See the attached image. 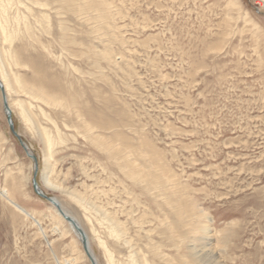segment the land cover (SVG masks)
Instances as JSON below:
<instances>
[{"label":"rangeland","instance_id":"obj_1","mask_svg":"<svg viewBox=\"0 0 264 264\" xmlns=\"http://www.w3.org/2000/svg\"><path fill=\"white\" fill-rule=\"evenodd\" d=\"M1 24L14 129L98 264H264V0H0ZM34 166L0 91V264H91Z\"/></svg>","mask_w":264,"mask_h":264},{"label":"bare ground","instance_id":"obj_2","mask_svg":"<svg viewBox=\"0 0 264 264\" xmlns=\"http://www.w3.org/2000/svg\"><path fill=\"white\" fill-rule=\"evenodd\" d=\"M19 3L20 4H22L20 1H19ZM37 4H39V3H37ZM43 5V4H42ZM38 7V6H37ZM45 7H48V6H45ZM5 12L7 11V10H4ZM43 16V15H42ZM44 17H46V16H44ZM39 19V18H38ZM25 27V26H24ZM25 30V29H24ZM31 29L29 28V25L28 26H26V32L25 33H27V35H30L32 32L30 31ZM17 39H19V36L15 33V34H10L9 32H8V30H7V25H5V24H1L0 25V41H2L4 44H7L8 45V49L7 50H4V53L5 54H7V58H8V60H9V66H12V65H16V66H18V65H20V62H19V60H18V57H17V53L16 52H13L12 51V47H13V44L17 41ZM3 52V51H2ZM1 55V54H0ZM3 59V58H2ZM0 62H2V61H0ZM4 64H6V62L4 63ZM0 65H1V63H0ZM5 66V65H4ZM3 66V67H4ZM6 69H7V67H6ZM0 83H1V85H2V87H3V89H4V91H5V93H6V96H7V101H8V92L10 91V89H11V84H10V81L7 79V75L1 70V68H0ZM9 74V73H8ZM21 78V77H20ZM11 80V79H10ZM15 80L17 81L16 83H18L19 84V87H20V89L23 91V92H26V93H28V94H30V95H32L33 96V98H35V99H37V100H39V101H42V102H44L45 104H47V105H56L57 103V101L55 102V100L52 98V97H50L49 95H47L45 92H40V91H36L33 87H27V86H24V85H22V83H21V81L19 80V78L18 77H16L15 78ZM13 84V83H12ZM17 85H15V87H16ZM24 86V87H23ZM15 87H13V88H15ZM35 90V91H34ZM29 91H31V92H29ZM56 99V98H55ZM58 103H59V101H58ZM8 104H9V101H8ZM61 104V103H60ZM63 104V103H62ZM61 104V105H62ZM58 105V104H57ZM9 108H10V111H11V113H12V108H11V106H10V104H9ZM6 112V111H5ZM6 116H7V114H6ZM30 153H31V151H30ZM32 154V153H31ZM41 190V189H40ZM3 196L4 197H6V198H8L7 197V193H6V191H3ZM59 203V202H58ZM18 207V206H17ZM55 208V207H54ZM63 208V207H62ZM18 209H20L19 207H18ZM56 209V208H55ZM21 210V209H20ZM63 210H64V212L66 213V214H68L69 216L71 215L70 214V212H68L65 208H63ZM56 212L58 213V211H57V209H56ZM59 214V213H58ZM28 215V214H27ZM129 216V215H128ZM62 218V217H61ZM73 218V217H72ZM76 220V219H75ZM65 221V220H64ZM110 221H113V220H110ZM76 222L78 223V225L81 227V225L79 224V222L76 220ZM110 223V222H109ZM112 224H111V232H112V234H113V236H115V237H120V227H119V223H115V222H111ZM82 228V227H81ZM85 232V231H84ZM209 233V232H208ZM85 234H86V232H85ZM86 236H87V238H88V235L86 234ZM127 241V240H126ZM101 242V244H102V241H100ZM128 242V241H127ZM130 242V241H129ZM131 243H132V240H131ZM88 244L90 245V241H89V238H88ZM103 245V244H102ZM104 246L107 248V246L104 244ZM90 249H91V245H90ZM104 249V248H103ZM91 251H92V249H91ZM129 251V250H128ZM134 251V250H133ZM92 253H93V251H92ZM134 253V252H133ZM93 255H94V253H93ZM196 255H198V253L196 252ZM94 257H95V255H94ZM110 257V256H109ZM160 257V256H159ZM147 258V257H146ZM204 258V257H203ZM206 258V257H205ZM135 259V258H134ZM132 260V258H131V260H132V262H131V264H136V262H135V260ZM110 260H111V262H114V261H112V258L110 257ZM96 261H97V259H96Z\"/></svg>","mask_w":264,"mask_h":264},{"label":"water","instance_id":"obj_3","mask_svg":"<svg viewBox=\"0 0 264 264\" xmlns=\"http://www.w3.org/2000/svg\"><path fill=\"white\" fill-rule=\"evenodd\" d=\"M0 91L2 94V100H3V105H4V109L6 111L7 114V120H8V124L10 126V129L12 131V133L14 134V136L19 140L20 144L22 145V147L24 148V150L26 151L27 155L32 158L35 162V174H34V178H33V188L35 190V192L43 199H45L46 201H48L53 207H55L59 213V215L73 228L74 232L76 233V235L78 236L80 242L82 243L84 252L86 254V256L88 257V259L90 260L91 264H98V262L96 261V258L94 257L91 249H90V245L88 244V238L84 232V230L78 225V223L76 222V220L74 218H72L71 216H69L68 214H66L62 208V206L60 205V203H58V201L55 198L52 197H48L47 195H45L41 190L40 187L37 183L36 180V176L38 173V161L36 156H34L33 154L30 153V150L28 148V146L25 144V142L22 140V138L20 137V135L15 131L14 129V124L12 121V113L10 111L9 108V104L7 101V96L6 93L0 83Z\"/></svg>","mask_w":264,"mask_h":264}]
</instances>
